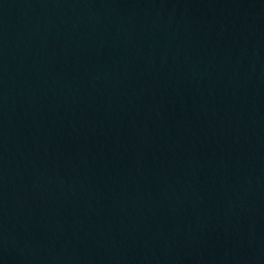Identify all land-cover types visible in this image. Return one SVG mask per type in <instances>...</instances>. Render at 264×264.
Returning <instances> with one entry per match:
<instances>
[{"label": "water", "instance_id": "water-1", "mask_svg": "<svg viewBox=\"0 0 264 264\" xmlns=\"http://www.w3.org/2000/svg\"><path fill=\"white\" fill-rule=\"evenodd\" d=\"M0 264H264V0H0Z\"/></svg>", "mask_w": 264, "mask_h": 264}]
</instances>
